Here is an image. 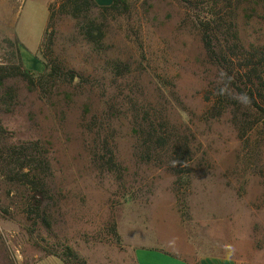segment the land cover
Masks as SVG:
<instances>
[{
  "label": "rangeland",
  "instance_id": "374dc122",
  "mask_svg": "<svg viewBox=\"0 0 264 264\" xmlns=\"http://www.w3.org/2000/svg\"><path fill=\"white\" fill-rule=\"evenodd\" d=\"M187 1L49 21L56 0H0V64L44 77L7 79L18 104L0 105V146L30 141L31 157L15 179L19 163L0 159V264H136L141 247L264 264V112L224 95L203 42L233 52L229 76L251 73L264 108V0Z\"/></svg>",
  "mask_w": 264,
  "mask_h": 264
},
{
  "label": "trees",
  "instance_id": "16d2710c",
  "mask_svg": "<svg viewBox=\"0 0 264 264\" xmlns=\"http://www.w3.org/2000/svg\"><path fill=\"white\" fill-rule=\"evenodd\" d=\"M126 1L127 0H112V4L109 6H99L94 0H56V2L51 4L49 7V11H50L49 21L55 17V15L57 14V11L58 13L69 14L73 18H76V19L82 17V15L91 13L93 8H99L103 12H116V11H119L120 7H122V5L125 4ZM81 29L85 31L84 35L90 41L95 39V36H98V35L102 36V29L99 26H97L94 22H91L87 26L85 25L82 26ZM217 40L218 39H216V41ZM203 42H204L208 57L211 60H213L214 64L218 65V67L223 73V77L225 76V80L228 79L227 81L228 85L226 86L227 90L226 92H224V95H229L228 90L229 91L232 90L234 93H236L237 97H241L243 99L244 103L248 104L250 107L256 110L264 112V108L262 104L258 103V100L253 95V93L246 92V87L248 86V83L255 86V82L251 80V76H250L251 73L247 74L246 76L248 80L247 82L246 81L243 82L245 78L239 73H236V76L234 75L232 76V74L231 76H229L230 68L227 63V60L229 58L228 53H233V52H227L226 50H222V48L219 49L216 46L215 38H213V36L209 32H204ZM250 55L255 57V54H250ZM246 59H248V65L250 63L251 65L253 64L252 57H246ZM262 63L263 61L260 60L256 65L261 68V66L263 67ZM256 71L257 70H255V72ZM50 76H52V73L51 75L47 77H50ZM11 78L22 79L27 84L28 88L33 90L39 87L38 82L42 83L43 81L42 79L44 77L42 76L39 77L38 82H37V78L32 77L30 73L27 70H25L21 65L15 68H7V67H3V64H0V91L3 90L2 96L0 98V105H2V107H4L7 111H10L13 108V106L15 108L16 105L18 104V101L16 98L17 97L16 90L10 86H5L6 80L11 79ZM241 82L244 83L243 85L244 88H241L239 86V83ZM257 90L258 91L262 90L264 92V82L262 80V77L259 79V85L257 87ZM240 94H246V97ZM259 95L264 98V95H262L260 92H259ZM261 101L264 102V100H261ZM9 137L12 138V135L0 124V139L4 141L5 139H8ZM150 141H156L155 144L163 148L167 144L168 138H162V137L157 136L155 138L152 137ZM29 142L30 141H24V142H21L20 144L11 143L12 145L8 146V148L10 149L7 152H5V150H3V148L0 146V159L1 160H4L7 157L8 160L12 162L13 164L19 163V170L17 172H14L13 170V173H15V176L13 179L18 177L19 174L24 175L25 177L28 176L27 173L23 174L22 171H24V169L28 167L29 165L28 158L31 159V157H28L25 154L26 148L29 145ZM32 142L35 144H38L37 145L38 147L33 146V149L35 150L36 154H42L44 156L48 154L49 150L47 149V147H44L42 145V142L40 140L32 141ZM149 145H152V144H149ZM150 150H151V146H148V150L146 154H148ZM180 152L181 153L178 154V158H175V159H177V163L181 165V164H184L186 160H185V153H183L181 148H180ZM5 155L6 157H4ZM21 160L23 161V163L20 162ZM102 166L105 167V169L108 171H113L114 167L116 166V163H114L112 158H110V161L106 162Z\"/></svg>",
  "mask_w": 264,
  "mask_h": 264
},
{
  "label": "crops",
  "instance_id": "0c3cea01",
  "mask_svg": "<svg viewBox=\"0 0 264 264\" xmlns=\"http://www.w3.org/2000/svg\"><path fill=\"white\" fill-rule=\"evenodd\" d=\"M94 1L99 6H109L112 4V0H94ZM49 7H50V3L48 4V9ZM135 260H136V264H191L189 260L181 257L180 255H177L170 251H165L162 249L152 248V247H141L139 249H136ZM194 264H236V263L230 259H225V258L204 257V258H200L199 261L195 262Z\"/></svg>",
  "mask_w": 264,
  "mask_h": 264
},
{
  "label": "clouds",
  "instance_id": "9594fccd",
  "mask_svg": "<svg viewBox=\"0 0 264 264\" xmlns=\"http://www.w3.org/2000/svg\"><path fill=\"white\" fill-rule=\"evenodd\" d=\"M240 95H243V96H245V97H246V94H240Z\"/></svg>",
  "mask_w": 264,
  "mask_h": 264
}]
</instances>
